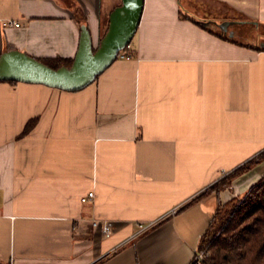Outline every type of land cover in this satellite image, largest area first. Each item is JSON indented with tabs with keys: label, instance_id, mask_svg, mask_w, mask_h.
Segmentation results:
<instances>
[{
	"label": "crops",
	"instance_id": "0c3cea01",
	"mask_svg": "<svg viewBox=\"0 0 264 264\" xmlns=\"http://www.w3.org/2000/svg\"><path fill=\"white\" fill-rule=\"evenodd\" d=\"M121 1L0 0V55L74 59ZM131 48L77 91L0 81V264H190L264 177L182 208L264 150V0H145Z\"/></svg>",
	"mask_w": 264,
	"mask_h": 264
},
{
	"label": "water",
	"instance_id": "95a60500",
	"mask_svg": "<svg viewBox=\"0 0 264 264\" xmlns=\"http://www.w3.org/2000/svg\"><path fill=\"white\" fill-rule=\"evenodd\" d=\"M145 0H122L109 15V25L97 48L82 25L78 51L71 66L53 68L17 49L0 55V81L43 84L77 91L93 83L130 44L138 30Z\"/></svg>",
	"mask_w": 264,
	"mask_h": 264
},
{
	"label": "trees",
	"instance_id": "16d2710c",
	"mask_svg": "<svg viewBox=\"0 0 264 264\" xmlns=\"http://www.w3.org/2000/svg\"><path fill=\"white\" fill-rule=\"evenodd\" d=\"M73 60L56 58L43 62L58 68L71 66ZM31 126L32 123H29L25 132ZM263 159L264 150L182 208L210 190L220 192L231 185L235 177ZM190 264H264V177L251 187L243 199L233 197L219 203Z\"/></svg>",
	"mask_w": 264,
	"mask_h": 264
},
{
	"label": "built area",
	"instance_id": "2783aa9c",
	"mask_svg": "<svg viewBox=\"0 0 264 264\" xmlns=\"http://www.w3.org/2000/svg\"><path fill=\"white\" fill-rule=\"evenodd\" d=\"M5 25H9V26L11 25V26L18 27V26H20V23L18 21H15V20H10V21L5 22ZM118 57L127 58V59H130L133 57L131 43L128 44L124 49H122L119 52ZM94 197H95V192L90 191L87 195H85L81 198V201L87 202V201L93 199ZM175 210H173L172 213H175ZM149 223L154 224L155 221L152 220ZM92 225L94 226V228L99 229L101 231V233L106 237L111 236L113 233V228L111 227L109 222H101L99 220H93Z\"/></svg>",
	"mask_w": 264,
	"mask_h": 264
},
{
	"label": "rangeland",
	"instance_id": "374dc122",
	"mask_svg": "<svg viewBox=\"0 0 264 264\" xmlns=\"http://www.w3.org/2000/svg\"><path fill=\"white\" fill-rule=\"evenodd\" d=\"M186 6L191 10V11H198L199 12V14H202L201 13V11H199V9H198V7H196V5L194 6L191 2L190 3H186ZM245 38L244 37H241V40H244ZM246 196V194L245 195H243V196H234V197H237V199L238 200H240V199H243L244 197Z\"/></svg>",
	"mask_w": 264,
	"mask_h": 264
}]
</instances>
